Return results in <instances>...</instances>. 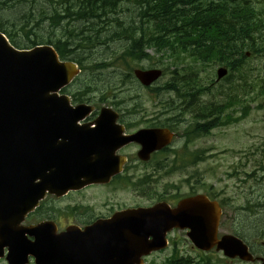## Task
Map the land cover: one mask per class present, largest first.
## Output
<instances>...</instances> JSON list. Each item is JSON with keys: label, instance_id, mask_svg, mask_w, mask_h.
Wrapping results in <instances>:
<instances>
[{"label": "water", "instance_id": "95a60500", "mask_svg": "<svg viewBox=\"0 0 264 264\" xmlns=\"http://www.w3.org/2000/svg\"><path fill=\"white\" fill-rule=\"evenodd\" d=\"M144 84L161 70H135ZM78 73L76 65L60 61L49 45L19 50L0 32V257L8 264H142L141 257L166 246L172 228H188L187 236L200 250L215 246L228 257L250 259L246 245L232 235L217 238L221 209L206 195L181 199L175 208L159 202L152 207L127 208L84 230L69 226L55 234L48 223L22 226L24 217L46 192L57 196L89 183L107 182L123 158L91 157L106 144L112 152L130 140L140 142L139 156L171 139L165 129H140L122 136L116 114L101 111L97 126L76 125L91 107L69 105L58 91ZM226 73L219 68L217 77ZM115 132L108 140L103 132ZM101 153V152H100ZM25 234L34 235L30 240Z\"/></svg>", "mask_w": 264, "mask_h": 264}, {"label": "rangeland", "instance_id": "374dc122", "mask_svg": "<svg viewBox=\"0 0 264 264\" xmlns=\"http://www.w3.org/2000/svg\"><path fill=\"white\" fill-rule=\"evenodd\" d=\"M248 2L258 10L257 13L264 22V11L261 8L258 9V7L264 6V0H250ZM21 5L23 4L19 6ZM44 5L45 7H60L59 3L54 1L53 3L46 1ZM138 6L134 2L122 0L114 12L107 14L118 17V20L113 21L110 27L112 31L117 32L115 38L121 28L117 23L118 21H121L120 24H123L124 28H128L129 25H132L130 23L133 19H136L133 25L137 26L135 27L137 30L138 27H141ZM17 10L22 9L17 7ZM59 12H62L61 9ZM54 20H58L55 23V29L51 30L48 27V22L42 21L38 25L40 32L37 31V33L44 34L45 30L49 28L47 39L56 41L61 38L59 36H62L61 33L67 28L72 29L73 33L76 34L80 33L84 27V32H92V35L102 34L106 29V26L100 23L102 22L100 18H95L94 23L83 22L77 18L70 20L58 18L57 16ZM6 28L14 32L9 26ZM32 28L39 29L37 25H33ZM28 36L32 39L31 35ZM73 37L77 36H71V39H68L69 36H67L66 40L69 43L66 45L67 48L73 50V47L76 46L77 51H83L86 57L90 55L91 61L96 62L98 66H101L105 57L110 56L112 53L113 58L112 56L109 58L115 60H113L114 64L112 66H107L101 70L91 71L86 69L83 71L69 86L68 90L72 93L94 81L98 84L96 85L97 88L100 86L109 88L111 86L105 94L109 97V101L115 99L117 105L120 102L126 103L127 101L140 103L139 105H141L143 111V115H140L142 120L144 115H155L159 111H162L165 116H172L176 112L173 107L179 102L180 98L175 90L160 89L153 91L152 88L148 90L150 86L161 87L165 82L177 84L182 92L193 90L192 96L194 95L203 101L202 97H205L207 101H210L208 104L225 102L229 107L220 112L205 109L203 115L209 114V116L204 117V121L209 118L213 122L206 124V122L201 123L199 119L195 120L196 125L194 129L190 130L192 141L189 143L185 142L184 137L178 143L185 129L192 125L194 121L187 114L182 116L184 120L179 121L174 127L176 138L173 139V145L169 148L173 149L171 152L178 157H185L190 162L193 157H197V160L185 170H177L173 174H166V170L162 169L150 176V181L155 182L156 188L154 190L157 191V196L155 194L143 195L140 191L132 188H122L118 180L107 187L90 186L88 194L85 190L72 192L66 199L57 202V206L67 203V214L71 220L76 222L78 219H84L91 214H110L113 210L122 209L126 206H145L156 202L158 197H162L171 205H174L175 200L168 198L174 192L178 193L179 198L186 196L191 191L194 193L209 192L216 200L221 202L225 188L224 184H226L225 167L227 162L231 166L234 161L238 165L240 179L244 180L246 176L247 180L246 182L244 180V184L239 187V191L233 188L228 190L230 206L236 211H242L236 214V217L244 218L247 220V224L264 221V208H260V202H264V29L258 39L260 42L259 52L252 53L248 51L243 64L234 70L224 65L219 59L202 60L192 58L183 52L178 51L175 54H170L165 51H157L154 48L143 51L148 53V57L142 58L141 56L142 59L140 58V60L133 59L126 56L122 51L118 52L122 48L120 45L124 43L125 39H117L113 43L108 42L107 47L105 45L95 46L94 44L81 49L78 47L77 39ZM12 38L19 42L26 40V37L19 34H13ZM66 40L65 38L61 39L62 42ZM245 51V48H243L242 52ZM120 53L124 54L125 60L114 58V56L118 57ZM235 57L242 59L243 56L235 54ZM110 61L106 60V63ZM136 68L138 70L159 69L163 73L150 84L144 85L139 79L137 81L132 73L133 69ZM219 68H225L226 73L219 82H216V71ZM125 74L129 76L128 80L125 84L119 83L117 77ZM198 88L199 91L197 92ZM96 98L95 93H89L82 100L94 102ZM102 104L110 105L108 102L97 105L101 106ZM244 109L247 111L246 116L243 115ZM184 112L186 111L182 113ZM224 121L230 122L225 127L211 129L210 131V126L214 123ZM143 126H145V123L135 126L132 130ZM134 149L136 147H133ZM152 168L153 163L140 165L136 169V175L149 172ZM146 185L150 189L154 183L150 182ZM252 204L259 205L254 208L253 213L240 209L243 206L247 207ZM72 208H76L78 213L71 215L73 214ZM232 209L228 217L232 216ZM224 221L223 217L222 222ZM227 223L228 221H225V224ZM220 227L219 233H224L222 225ZM167 239L168 246L145 257L144 264H167V260L174 250L177 256L190 258L192 264L203 260L206 264H223L222 253L199 251L187 238L186 230L174 229L167 234ZM0 264H6V260L0 259ZM29 264H33V262L30 261Z\"/></svg>", "mask_w": 264, "mask_h": 264}, {"label": "trees", "instance_id": "16d2710c", "mask_svg": "<svg viewBox=\"0 0 264 264\" xmlns=\"http://www.w3.org/2000/svg\"><path fill=\"white\" fill-rule=\"evenodd\" d=\"M58 2L59 8L45 7L44 3ZM122 0H0V31L4 32L9 40L19 48H29L37 44H50L57 51L61 59L69 58L81 66H86V56L83 51H77V47L73 50L67 48L68 41L62 42V38H76L78 47L105 45L117 39H125L122 51L126 56L140 60L141 56L148 57V53L143 52L146 48H154L157 51H165L175 54L178 51L187 54L192 58H200L202 60L219 59L224 65L230 69L239 68L247 52H259V35L264 29V22L257 13L250 0H127L133 1L140 9L141 27L135 24L136 19L130 23L128 28H124L121 21L117 23L121 26L118 36L117 32L110 29L113 21H117L118 17L110 16L119 6ZM20 4H23L19 6ZM26 6V7H25ZM17 7L22 10H17ZM25 7V8H24ZM15 8V9H14ZM24 8V9H23ZM61 9V13L59 12ZM258 9H260L258 7ZM264 11V6L261 7ZM14 10V11H13ZM135 12V11H134ZM58 18L73 19L77 18L83 22L89 21L94 23L95 18L100 20L105 26L104 33L92 35V32H84L83 27L80 33H73V30L67 28L64 30L60 39L55 42L48 40V29H55V23ZM42 21L48 22V27L44 34L40 32L38 25ZM59 23V22H58ZM37 25V28H32ZM14 30L11 32L6 27ZM13 34H19L26 37L25 41H15ZM31 35L32 39L28 36ZM95 40V41H94ZM128 43V44H125ZM81 46V47H80ZM245 48V52H242ZM121 53V54H123ZM141 55H140V54ZM123 54V56H124ZM236 55H242L235 57ZM97 64H90L91 69H96ZM85 68V67H84ZM128 80V77H126ZM96 83V81L89 84ZM123 83V81L121 82ZM88 87H85L87 90ZM173 89L177 92V96L182 98L185 105H189V96L182 92L175 83H164L161 87H153L152 90ZM103 93V90L96 89ZM199 88L197 89V92ZM139 106L140 103H127ZM212 106L219 107L220 103ZM246 109L243 115L246 116ZM180 120L173 119L172 124L177 125ZM218 123H214L215 126ZM196 121L187 127V141L191 140L190 130L194 129ZM197 157H193L191 162L185 157H173L169 164H165V159L157 160L155 167L160 169L165 166L168 168L167 173L176 170H184L189 165L195 163ZM201 159V158H200ZM165 169V168H164ZM124 183H130L138 189L142 194L149 193L150 189L146 184L150 183L147 177H138L131 181L128 178L122 179ZM178 193H174L172 197H176ZM259 206V205H257ZM262 206V207H261ZM253 206L245 207L249 213L254 212ZM260 208H264V202H260ZM246 225L245 230L254 232H264V221L261 223L247 224V220L243 221ZM171 264H190L189 258L177 256L176 251L169 258Z\"/></svg>", "mask_w": 264, "mask_h": 264}, {"label": "flooded vegetation", "instance_id": "af4514ba", "mask_svg": "<svg viewBox=\"0 0 264 264\" xmlns=\"http://www.w3.org/2000/svg\"><path fill=\"white\" fill-rule=\"evenodd\" d=\"M218 82V81H216ZM111 87V86H110ZM69 86L66 87L64 90L65 92L71 97L72 101L79 99L81 97V90H78L75 93H72L68 90ZM188 94H193V90H189L187 92ZM189 105H185L182 100H178L179 102L173 107L176 112L172 116H165V114L162 111L157 112L155 115H144L143 120L140 117V115H143V111L141 110V106H135V105H115L110 106L114 111L118 113V122L124 126V133L125 134H131L135 132L136 130H132L135 126H138L141 123H145V126L140 128H159V129H168L173 133V138H176V133L174 132V127L176 125L172 124L171 121L173 119L178 120H184L182 117L183 115L187 114L188 117L191 120H200L201 123L206 122V124H211L210 119H206L204 121V117L207 118L209 114L203 115L205 109H212V106L205 107V103L208 104L210 101H207L205 97H202V99L196 98L194 95L189 96ZM88 101V100H87ZM210 105V104H209ZM228 108V104L225 102L223 103V107L220 111H224V109ZM100 108H96L94 106V111L90 113L84 122H81L80 125H84L85 123H90L92 119H94L98 113ZM183 111H186L182 113ZM188 112V113H187ZM179 116V117H178ZM234 118V117H233ZM141 119V122H140ZM90 126H93V124H90ZM185 133L179 138L178 143L182 140V138H185ZM173 145V140H171L169 145H164L160 147L158 150H152L149 154V157H165V160H168L171 156L172 157H178L175 153H172L169 147ZM133 147H136V149L133 150ZM141 148V145L138 142H129L123 146H121L116 152V157H126L127 162L124 165L123 173L119 175L118 177H150L152 176L156 171H159L158 168H156L153 165L152 170L149 172L143 173L141 175H136V169L140 165H148L151 164V161L148 162H140L137 160H132L134 157H138V152ZM169 149V150H168ZM165 153V154H164ZM230 179H232V182L235 183L237 181L240 182L239 179V168L236 162H232L231 166L227 162L225 167V183L224 191L222 195V201H223V207H224V220L228 221L227 224H225V221L222 223V227L224 229L225 233L233 234L240 239H242L248 246V249L253 255V258L251 261H244L239 258H228L223 257V264H264V232L258 231L251 233L249 230H245L244 226L246 225L243 223L245 221L244 218H238V217H228L231 214V206H230V199L228 195V190L232 188V185L230 183ZM67 194L63 196H56L53 194H48L43 200L40 201L38 207L33 210L30 214H28L25 217L24 223L25 224H36L38 222L47 221L49 222V225L52 227H56L57 231L63 230L67 225L75 223L78 225H86L93 222L95 219L100 217H107L109 214H96V215H88L84 219H78L76 222L71 220L69 215L67 214V203H64L60 206H57V202H61L64 199H66ZM73 214H77L78 210L76 208H72ZM107 215V216H105ZM96 217V218H94ZM33 238V237H31Z\"/></svg>", "mask_w": 264, "mask_h": 264}, {"label": "bare ground", "instance_id": "6f19581e", "mask_svg": "<svg viewBox=\"0 0 264 264\" xmlns=\"http://www.w3.org/2000/svg\"><path fill=\"white\" fill-rule=\"evenodd\" d=\"M61 7V6H60ZM95 41V40H94ZM97 84V83H96ZM98 85V84H97Z\"/></svg>", "mask_w": 264, "mask_h": 264}]
</instances>
